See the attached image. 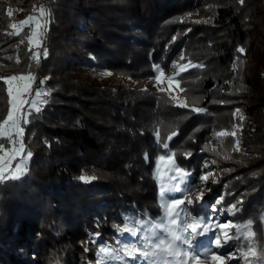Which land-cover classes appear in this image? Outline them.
<instances>
[{
  "label": "trees",
  "instance_id": "1",
  "mask_svg": "<svg viewBox=\"0 0 264 264\" xmlns=\"http://www.w3.org/2000/svg\"><path fill=\"white\" fill-rule=\"evenodd\" d=\"M263 2L0 0V77L31 70L33 89L44 80L42 87L51 93L25 126L23 142L33 154L27 174L0 182V264H94V246L89 244L92 250L85 253L81 244L89 232L99 231L101 241H113L111 225L121 222L120 213L144 210L158 216L152 171L155 157L165 150L155 144L157 128L163 140L178 133L170 150L182 167L198 176L207 161L205 171L216 174L219 182H208L205 205L221 195V207L243 197L241 211L231 218L253 220L259 254L264 234V76L252 79L248 62L256 60L264 69ZM41 6L52 15L38 48L29 45V27L9 35L15 31L11 24L37 15ZM181 16L183 21L176 19ZM240 47L244 54L237 51ZM37 51L38 66L29 59ZM182 51L185 59L179 61ZM189 60L203 65L181 73L186 94L175 96L189 108L168 103L174 94L167 90L142 91L98 74L110 70L144 80L154 76L153 63L168 73L173 61ZM7 101L0 80V120L6 117ZM192 107L207 112L195 113ZM237 108L245 116L237 134L240 152L233 151L234 137L216 135L241 123L233 116ZM185 152L191 157L185 158ZM80 175L97 179L84 183ZM202 210L199 204L191 209Z\"/></svg>",
  "mask_w": 264,
  "mask_h": 264
},
{
  "label": "snow or ice",
  "instance_id": "2",
  "mask_svg": "<svg viewBox=\"0 0 264 264\" xmlns=\"http://www.w3.org/2000/svg\"><path fill=\"white\" fill-rule=\"evenodd\" d=\"M239 3L243 4L244 0H239ZM11 15L12 11L9 10L8 16ZM51 15L50 10L41 6L39 15H30L19 24H11L10 27L15 31L9 35H19L24 27H29V45L38 48L42 39L46 37ZM191 15L192 13L186 14V16ZM176 19L183 21L185 17ZM194 23H201V21H194ZM237 51L244 54L245 48L240 47ZM43 56L45 58L48 56L47 48L44 49ZM29 59L35 61L38 66L40 53L33 52ZM184 59L182 51L179 61ZM179 61H173L171 64L173 75L168 78V91L175 87L186 94V90L181 87V73L188 71L190 67H203V65H194L190 60L188 63ZM152 69L154 76L150 79L155 80L159 85L165 79V69L159 63H153ZM232 69L236 71L237 65L233 64ZM106 74L111 75V72ZM0 80L6 86L9 105L6 117L0 120V182L16 181L27 174L28 162L33 155L31 151L26 152L23 142L25 126L29 123V117L42 111V106L48 103V100L43 97L50 96L51 93L42 87L45 81L41 80V87L37 88L35 95L32 96V86L36 76L31 70L26 74L18 73L0 77ZM165 91L164 88H159L160 93ZM212 102L226 103L225 101ZM168 103L180 108H189L186 100L175 95L170 96ZM191 111L205 113L207 109L192 107ZM233 116L238 117L241 123L233 124L231 132L221 131L216 135L217 137L228 135L234 137L233 151L240 152L241 141L237 134L243 128L242 122L245 116L239 108L235 109ZM177 134L173 131L166 140H163L159 128L154 133L157 148L165 150L164 154L155 157L152 171L153 179L158 185L160 214L153 217L144 210L122 212L120 213L121 222L111 225L115 230L113 241H101L99 231L89 232L87 239L81 242L84 252L92 250L89 244L94 246V264H206L207 261H211V264H228L230 261L240 264L241 260L243 264H264V234L261 236V251L258 254L256 232L252 230L253 220L248 219L246 223L236 222L233 219L221 220L225 213L232 217L241 211L239 205L243 203V197L241 196L240 200L227 207H221L223 195L218 196L212 204L205 205L204 196L207 192H211V188L207 186L209 179L211 178L212 184H217L219 181L213 177L211 171H205L209 168L207 161L202 164L201 173L198 176L193 170L186 169L177 162V153L170 150V141ZM5 142L10 146L7 149ZM191 155V152L184 153L185 158H190ZM143 158L146 163L149 162L147 153ZM224 158L231 159L230 156ZM13 161H17L14 169L11 167ZM216 163L215 159L211 161V164ZM224 171H230V169H224ZM96 179L95 175L78 177V180L84 183H90ZM196 192L198 195L195 199L191 198ZM197 204L204 210L199 213L191 211ZM96 226L99 228V221ZM125 234L128 236L127 240L123 239Z\"/></svg>",
  "mask_w": 264,
  "mask_h": 264
},
{
  "label": "rangeland",
  "instance_id": "3",
  "mask_svg": "<svg viewBox=\"0 0 264 264\" xmlns=\"http://www.w3.org/2000/svg\"><path fill=\"white\" fill-rule=\"evenodd\" d=\"M37 15H39V13ZM41 43H42V41H41ZM41 43H40V45H41ZM260 55H261V52L258 51L255 54V57L259 58ZM107 72H111V75H107L106 74ZM248 72L252 76V79H254L258 75L259 76H264V69L259 66V64L257 63L256 60H252V61L248 62ZM98 74L101 77H103L104 79H108V80L114 81V82H124V83H126V84H128V85H130L132 87H136V88H143V89L145 88V89H150V90H154V91H159V88H164L165 90L168 91V78L173 75V70L171 68L168 73H165V79L159 85L156 84L155 80L150 79V78L141 80V79H136V78H133V77H130V76H121V75H118V74H116V73H114V72H112L110 70H102V71L99 70ZM179 92H180V90L176 89L175 87H173V89L170 91V93H172L174 95H178ZM34 95H35V90L33 89L32 96H34ZM29 99H31V97H29ZM16 162L17 161H13L12 162L11 167L13 169L15 168ZM212 174H213V177L215 178L216 174L215 173H212ZM208 182H211V178L209 179ZM193 194H198V192L193 193ZM229 219H232V218L227 213H225V215L223 217H221L222 221L229 220ZM123 239H125V240L128 239L127 234H125ZM206 264H211V261H207ZM228 264H236V262L235 261H230V262H228ZM240 264H243L242 260L240 261Z\"/></svg>",
  "mask_w": 264,
  "mask_h": 264
}]
</instances>
